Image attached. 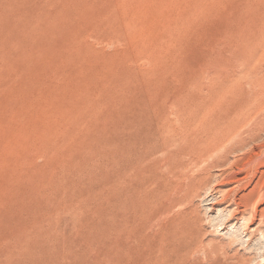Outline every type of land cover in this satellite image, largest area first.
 Masks as SVG:
<instances>
[{"label": "rangeland", "instance_id": "374dc122", "mask_svg": "<svg viewBox=\"0 0 264 264\" xmlns=\"http://www.w3.org/2000/svg\"><path fill=\"white\" fill-rule=\"evenodd\" d=\"M263 121L264 0H0V264L130 262L128 128L185 136L179 185L208 178L192 199L203 244L162 233L159 247L150 234L140 264H171L158 259L174 247L188 250L176 264H264V221L249 218L251 185L264 192ZM172 195L142 227L173 231L187 203L162 214Z\"/></svg>", "mask_w": 264, "mask_h": 264}, {"label": "bare ground", "instance_id": "6f19581e", "mask_svg": "<svg viewBox=\"0 0 264 264\" xmlns=\"http://www.w3.org/2000/svg\"><path fill=\"white\" fill-rule=\"evenodd\" d=\"M246 67H245V69H246ZM185 124H187V123H185ZM167 126H168V124L166 125V127ZM190 127H191V125H190ZM160 129H161V127H160ZM181 130H182V128H181ZM210 133H211V131H210ZM193 134H194V132H193ZM121 135H122V143H121V147L119 149L120 150L119 152H120V163H121V167H122V173L120 174V184L124 187L123 200H122V206H121V208H123V210L121 209L122 210L121 213H123V215H124V217H123L124 223H123V228L120 229V232H122V234L124 235L123 237H126V240L128 242L127 247H125L127 252L126 251L125 252L128 255L126 257V259L129 257V260H130V262L127 261L125 264H140V260L141 259L139 257L140 256L139 244H140V242H142L140 240H142V237H145V238H146V236L150 237V234H158V235L159 234L162 235V233H163V235L165 233L166 234H170V235L172 234L171 239H169V240H171V242H174V243L175 242L176 243L179 242V245L181 244V242L187 243L190 246L192 244H196V243L203 244L204 241H202L201 239H199L200 229H201V226H200V216L198 215L199 214L198 212H197L198 214L195 212L197 208H196L195 203L192 201V199L193 198H200L202 196L201 195V190L204 188V186L207 185L208 178L207 179H204L202 181H198V182L196 181L193 184H192V182H190L191 183L190 186H187V187H184V186H180L179 185V181L185 180L184 182H187L186 181V178H187V175H189V172L186 173V171H189V169L188 170L187 169H183L185 171H181V168L179 169L180 163H181V157H182V160H183V156L185 155V153H184V155L181 156L182 149L183 148L180 147V146H178V143L180 144V141L181 140H184L185 136L183 138V135H182V138H180V137L176 136V134H175V137H173V135L172 136H168L167 133L164 134L162 132L161 133L158 132L157 135H155V139L153 140V137H152V139L149 137V132H148V130H145V128H137V130L136 129L135 130H131V129L128 128L125 131H122V134ZM207 137H208V134H207ZM191 138H192V136L190 138H187V139L189 140ZM199 140H200V138H199ZM199 140H198V142H199ZM203 140H204V138H203ZM228 141H230V140H228ZM182 142H181V144H182ZM206 142H207V140H206ZM208 142H210L209 139H208ZM239 142H240V140H239ZM239 142H237V143H239ZM200 144H199V146H200ZM171 145H174V146H172V150H169ZM186 145H185V147H187ZM196 145H197V143H196ZM183 146H184V144H183ZM199 146H197V147H199ZM203 146H205V144ZM167 147H169V149H167ZM189 147H190V145H189ZM201 147H202V145H201ZM161 150L162 151L164 150V151H163L162 154H160L161 156L159 155V159H157L156 158L157 157L156 154L158 152L161 153ZM187 150H190V149H187ZM215 150H216L215 152L218 153V151H217L218 149H215ZM198 151H200V150H198ZM213 152H214V150H213ZM195 153H197V152H195ZM225 153H226V151H225ZM187 154H189V153H187ZM205 154L207 155V153H205ZM209 154L211 155L210 152H209ZM222 154H223V152H222ZM191 155H192V157L194 155V158H195V154L194 153L193 154L191 153ZM198 155H197V158H198ZM257 155H258V153H257ZM259 155H261V153H259ZM189 156H190V154H189ZM201 157H205L204 156V153H203V155ZM201 157H199V158H201ZM225 158L226 157L220 159V161H223ZM249 158H251V157H249ZM214 159L215 160L217 159L216 156H215ZM214 159L212 161H214ZM189 160H190V158H189ZM194 161H192L191 163H193ZM251 161H252V159H251ZM113 162H114V160H113ZM188 162L190 163V161H188ZM194 163L197 164V162H194ZM239 163H240V161H239ZM182 165H184V164H182ZM182 165H181V167H182ZM193 165H195V164H193ZM223 165H221V167ZM240 165H242V164H240ZM214 166H215V164H214ZM235 166H237V165H235ZM251 166H253V164ZM187 167L189 168V166H187ZM164 172H165V174H164ZM210 172H211V170H210ZM216 173H218V171ZM259 173L262 174L264 172L259 171ZM214 175H215V173H214ZM214 175H213V177H214ZM263 176H264V174H263ZM238 178H239V176H238ZM257 178H258V175H257ZM222 181H224V180H222ZM184 185H185V183H184ZM251 187H252V189L250 191H251V198H252V200L254 199L253 197H255L256 195H257L258 199H255L253 201L252 207L250 208V205H251L250 204L251 203L250 196H249V198L247 197L248 199L246 198V196L243 197L244 202H241V203H244V207L241 205L243 209L241 208L242 210H240V212H239L241 214V217L240 218L243 219L244 218L243 217L244 216L243 214H245L248 211V209L250 208V211H251V213H250L251 214L250 215L251 217H249L250 218V221L251 222L253 221L252 223H254L255 218H257L258 221H262L263 222L264 221V192L262 191V189H263L262 183H261V181L257 180V181H255L253 183V185H251ZM169 192L174 193V196L172 195L173 197L167 198L166 201H163V203H161V205H162V207H161V213L162 214L170 211L176 205L178 206L179 204H182V203H185L186 204L187 203L186 207L184 209H182L181 211H179L176 214V218H175L176 223L172 226L173 231L171 233L168 230L166 231L165 226H164L165 229L164 230L162 229L163 232L160 231V229L158 231L152 232L151 230H149V229L147 230L146 228H144V226L142 227L141 224L143 223V221H146L145 218L147 217L148 213L150 212L149 211V207L152 206L153 203L154 204L159 203L161 201L160 198L163 199V197L165 195H168ZM225 193H227V192H225ZM222 198H224V194H223ZM228 201H229V199H228ZM153 207H154V205H153ZM237 210H239V209H237ZM235 214H236V212H231L229 214V218L231 217V219H232V216L235 217L234 216ZM150 215H151V218H152V214H150ZM157 216H158V214H157ZM247 217L248 216H246L245 218H247ZM257 222H255V223H257ZM253 227H254V225H253ZM245 228H247V226ZM262 234H264V233L261 232V235ZM158 235L156 237H158ZM163 235L160 237L159 243L156 244V245H159V244L161 245V243H162V245H163L162 247H164V243H165L164 241H166V238L167 237H165ZM150 238L152 239L153 236L150 237ZM145 242L147 243V241H145ZM167 243H169V242L167 241ZM149 244H151V242ZM152 245H154V244H152ZM160 245H159V247H160ZM122 248H123V246H122ZM152 250H153V247H152ZM121 251H123V249H121ZM187 252H188V250L186 251V250H184V249H182L180 247H174L173 250H172V254L174 255V257L173 256L170 257L168 255V252H167V253H163L165 255L159 257L158 260L160 262L161 261L162 262H166L167 261V262H170L171 264L172 263L173 264H176V262L178 261L181 253H182L181 256L182 257L183 256L185 257V255L187 254ZM123 253H124V251H123ZM125 254H124V256H125ZM151 255H153V254H151ZM151 255H149V256H151ZM154 255H155V253H154ZM143 258L144 257H142V259ZM151 259H149V260H151ZM155 259H156V257H155ZM149 263H151V262H149Z\"/></svg>", "mask_w": 264, "mask_h": 264}]
</instances>
